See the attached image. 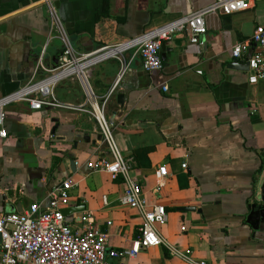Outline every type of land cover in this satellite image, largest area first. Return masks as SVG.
<instances>
[{
  "label": "crops",
  "instance_id": "0c3cea01",
  "mask_svg": "<svg viewBox=\"0 0 264 264\" xmlns=\"http://www.w3.org/2000/svg\"><path fill=\"white\" fill-rule=\"evenodd\" d=\"M213 1L54 4L75 52L85 53L138 37ZM207 22L199 44L186 31L165 41L162 70L146 71L136 56L117 84L122 63L110 57L91 68L89 82L100 100L109 97L107 118L149 203L167 209L168 221L160 231L209 264H264V207L251 222L244 215L250 203L264 205L258 198L264 181V80L250 83L249 71L231 66L232 47L251 41L257 26L264 25V0H252L248 9L233 14H211ZM62 51L41 0H0V97L47 76L38 67L40 57L53 69ZM132 53L125 52L126 62ZM53 92L65 103L86 101L76 76L58 79ZM5 122L0 212L26 211L33 203L46 207L51 192L72 178L77 184L65 209L79 210L66 216L68 222L78 225L79 216L91 212L96 226L109 232L111 249L133 246L142 219L121 202L122 179L87 168L89 160L108 155L94 117L48 106L33 109L27 101H15L6 107ZM161 166L169 176L159 186ZM111 263L187 264L163 246L143 248L135 258H114Z\"/></svg>",
  "mask_w": 264,
  "mask_h": 264
},
{
  "label": "built area",
  "instance_id": "2783aa9c",
  "mask_svg": "<svg viewBox=\"0 0 264 264\" xmlns=\"http://www.w3.org/2000/svg\"><path fill=\"white\" fill-rule=\"evenodd\" d=\"M251 1L214 0L207 6L138 37L90 52L76 53L54 0H41L48 9L52 32L63 44L60 64L49 69L41 62V56L38 67L44 68L49 74L28 83L15 93L0 97V137L5 139L8 136L6 107L15 101H27L33 109L48 106L90 114L98 124L108 155L89 160L87 168L91 173H106L112 180L122 179L124 192L121 202L141 215L140 235L131 248L116 250L110 248L109 232L96 226L91 212H83L78 218V225L68 222L64 209L70 205V190L77 182L66 178L51 192L46 207L33 203L26 211L0 212V264H112L114 258H135L141 249L155 246L165 247L172 256L187 264H209L197 258L192 248L180 247L160 231L159 227L168 221L167 209L162 204L149 203L141 183L133 173L130 159L124 156L117 143L114 124L107 118L109 97L99 99L90 85L89 76L95 64L110 57L122 63L117 84L136 56L141 57L146 71H160L163 69L162 45L171 40L174 34L186 31L191 36V42L199 44L208 31L209 15H228L246 10L251 6ZM129 50H133V53L130 61L126 62L124 54ZM231 53L237 59L248 57L250 83L263 81L264 25L257 26L251 41L236 43ZM63 76H76L79 79L86 95L84 104L65 103L56 98L53 85ZM163 89L168 90V85H163ZM183 167H187V164L184 163ZM168 176L167 167L161 166L158 170V185H164Z\"/></svg>",
  "mask_w": 264,
  "mask_h": 264
},
{
  "label": "water",
  "instance_id": "95a60500",
  "mask_svg": "<svg viewBox=\"0 0 264 264\" xmlns=\"http://www.w3.org/2000/svg\"><path fill=\"white\" fill-rule=\"evenodd\" d=\"M165 46V42L163 43L162 47ZM231 66L232 67H235L237 69H242V70H246V71H249V61H248V57L246 58L245 60V63H241L239 61V59L235 58L234 61L231 63ZM122 98H123V94H119V99L122 101ZM259 198V201L264 203V181L262 183V186H261V192L258 196ZM264 205L263 204H260L258 205V203L252 205L251 203L248 205V209L249 211L246 212L245 215V218H247V221L248 222H251V220L255 219L258 217V213L260 212L259 210L263 209ZM76 210H79L78 208H68V209H64V213L66 216H68L69 214H71L72 212L76 211ZM181 210H195L194 207H183ZM243 215V216H244ZM258 219V218H257Z\"/></svg>",
  "mask_w": 264,
  "mask_h": 264
}]
</instances>
